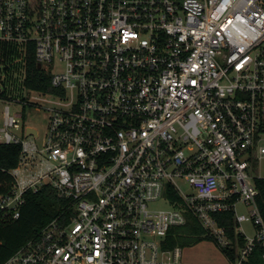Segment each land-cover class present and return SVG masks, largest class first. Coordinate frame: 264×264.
<instances>
[{
	"label": "built area",
	"instance_id": "obj_1",
	"mask_svg": "<svg viewBox=\"0 0 264 264\" xmlns=\"http://www.w3.org/2000/svg\"><path fill=\"white\" fill-rule=\"evenodd\" d=\"M0 44L18 54L6 78L21 64L24 80L32 52L52 89L7 97L20 109L4 108L0 132L22 150L0 214L18 218L46 184L71 200L4 264H164L191 217L229 246L226 211L255 230L233 264L264 246L249 172L264 158V0H0ZM26 107L47 119L21 129L32 140L12 132Z\"/></svg>",
	"mask_w": 264,
	"mask_h": 264
},
{
	"label": "trees",
	"instance_id": "obj_2",
	"mask_svg": "<svg viewBox=\"0 0 264 264\" xmlns=\"http://www.w3.org/2000/svg\"><path fill=\"white\" fill-rule=\"evenodd\" d=\"M18 57L17 52L9 45L0 44V63L8 64ZM5 59V60H4ZM8 70V69H7ZM21 72V64H16L15 69H9L6 84L14 80V74ZM18 78L14 83L18 82ZM23 85L30 90L51 91L50 75L45 73L38 65L34 53L28 54L25 79ZM4 90L0 95L8 97L17 88ZM22 146L14 143H0V195L9 193L14 184L10 170L15 168L21 156ZM255 184L258 189L257 205L264 218V177L257 176ZM25 203L21 207L20 216L14 218L10 215L0 214V264H4L10 257L17 253L29 241L38 238L43 228L70 207L71 200L66 198L50 184L44 185L38 192H28ZM71 216L68 213L67 218ZM218 223L225 228L230 239L229 246H222L192 218L186 225L173 228L169 231L163 244L165 250H174L176 247L195 245L203 240H213L220 247L227 258L233 263L238 258V249L245 246V235L240 231V226L235 220L233 211L215 214ZM264 246L258 244L244 264H264Z\"/></svg>",
	"mask_w": 264,
	"mask_h": 264
},
{
	"label": "rangeland",
	"instance_id": "obj_3",
	"mask_svg": "<svg viewBox=\"0 0 264 264\" xmlns=\"http://www.w3.org/2000/svg\"><path fill=\"white\" fill-rule=\"evenodd\" d=\"M56 70L58 69H63V64L57 62L56 66H55ZM5 64H1L0 63V92L3 90H7L9 89L10 85L12 88H17V91L13 92L11 94V96L13 97H23V96H27L28 94V89L23 85L24 80L22 78H20L18 80L17 83L15 82V79H17L19 76L16 74H14V80H12L11 82H9L8 84H6V77L5 75ZM35 95V94H33ZM9 105L11 107V112L13 114L17 113L18 110L20 109V105L16 102H14L13 100H7V99H1L0 98V129L4 126V121L2 118V112L4 111V108ZM23 113V112H22ZM25 118L24 120L21 121V128H14L12 129V132L20 137H23L24 139H29L32 140L31 137L27 136L26 133H24L21 129L25 126H34L37 127V129H39V131H41V133L44 132L45 127L47 125V119H46V115L45 114H40L38 111L34 110L33 108L30 107H26L25 111ZM0 143H4V139L2 137V133L0 132ZM38 143H42V139L38 140ZM249 172L253 177H264V158H258L255 155L252 156V158L250 159V167H249ZM180 187L182 188V190L186 193L191 192L193 190V188L191 187V185L189 183H185L182 182L180 183ZM150 206L152 208H156V209H165L168 208L169 205L167 204V202L163 199H160L156 202H153L152 204H150ZM238 210L240 212H247L248 211V207L243 203V202H239L238 204ZM242 229L244 230V232L248 235H254L255 234V230H254V225L251 222H244L242 224ZM182 250H184V247H181ZM174 256H175V252H173V250L166 254V261L169 259L174 260ZM167 264V263H166Z\"/></svg>",
	"mask_w": 264,
	"mask_h": 264
},
{
	"label": "crops",
	"instance_id": "obj_4",
	"mask_svg": "<svg viewBox=\"0 0 264 264\" xmlns=\"http://www.w3.org/2000/svg\"><path fill=\"white\" fill-rule=\"evenodd\" d=\"M241 231V230H240ZM245 233L244 231H241ZM246 234V233H245ZM233 264L213 240H203L186 246L178 261L169 259L164 264Z\"/></svg>",
	"mask_w": 264,
	"mask_h": 264
},
{
	"label": "water",
	"instance_id": "obj_5",
	"mask_svg": "<svg viewBox=\"0 0 264 264\" xmlns=\"http://www.w3.org/2000/svg\"><path fill=\"white\" fill-rule=\"evenodd\" d=\"M31 133L36 134L37 133V130L35 128L29 127L28 128V134H31Z\"/></svg>",
	"mask_w": 264,
	"mask_h": 264
}]
</instances>
